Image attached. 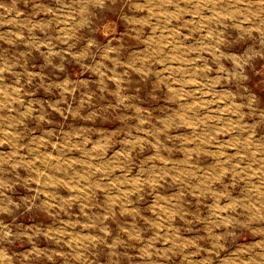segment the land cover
I'll use <instances>...</instances> for the list:
<instances>
[{
    "label": "rangeland",
    "instance_id": "obj_1",
    "mask_svg": "<svg viewBox=\"0 0 264 264\" xmlns=\"http://www.w3.org/2000/svg\"><path fill=\"white\" fill-rule=\"evenodd\" d=\"M0 264H264V0H0Z\"/></svg>",
    "mask_w": 264,
    "mask_h": 264
}]
</instances>
